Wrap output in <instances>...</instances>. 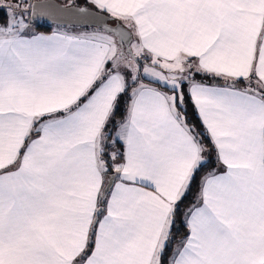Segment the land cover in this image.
<instances>
[{
    "label": "snow or ice",
    "instance_id": "6c2138e0",
    "mask_svg": "<svg viewBox=\"0 0 264 264\" xmlns=\"http://www.w3.org/2000/svg\"><path fill=\"white\" fill-rule=\"evenodd\" d=\"M0 13V264H264V0Z\"/></svg>",
    "mask_w": 264,
    "mask_h": 264
},
{
    "label": "trees",
    "instance_id": "16d2710c",
    "mask_svg": "<svg viewBox=\"0 0 264 264\" xmlns=\"http://www.w3.org/2000/svg\"><path fill=\"white\" fill-rule=\"evenodd\" d=\"M0 15H2V13H0ZM39 30L47 31L48 29H46V28H41V29H39ZM122 107H123V106H122ZM120 115H121V113H118V114H117V118H119ZM189 115H190V118H191V119H193V120L195 119V117H193V116L191 115V108H189ZM212 166H213V163H210L206 169L202 170V172L200 173V175H203V173H204L205 171L210 170V169L212 168ZM199 178H200V177L198 176V177H197V181H196V183L193 185V188H192L191 192L188 194V196H187V198H186L184 204L181 205V211L184 210L186 207H188L192 202H194V200H195V198H196V195H197V191H198L197 185H198V183H199ZM180 228H181V232H180V234H182V233H183V226L181 225Z\"/></svg>",
    "mask_w": 264,
    "mask_h": 264
},
{
    "label": "rangeland",
    "instance_id": "374dc122",
    "mask_svg": "<svg viewBox=\"0 0 264 264\" xmlns=\"http://www.w3.org/2000/svg\"><path fill=\"white\" fill-rule=\"evenodd\" d=\"M56 1H58L59 3H61V2H62V0H56ZM80 2L82 3V2H83V0H80Z\"/></svg>",
    "mask_w": 264,
    "mask_h": 264
},
{
    "label": "crops",
    "instance_id": "0c3cea01",
    "mask_svg": "<svg viewBox=\"0 0 264 264\" xmlns=\"http://www.w3.org/2000/svg\"><path fill=\"white\" fill-rule=\"evenodd\" d=\"M213 166H214V162H213ZM213 166H212V167H213ZM182 211H183V210H182Z\"/></svg>",
    "mask_w": 264,
    "mask_h": 264
},
{
    "label": "water",
    "instance_id": "95a60500",
    "mask_svg": "<svg viewBox=\"0 0 264 264\" xmlns=\"http://www.w3.org/2000/svg\"><path fill=\"white\" fill-rule=\"evenodd\" d=\"M57 3H59L58 1H56Z\"/></svg>",
    "mask_w": 264,
    "mask_h": 264
}]
</instances>
